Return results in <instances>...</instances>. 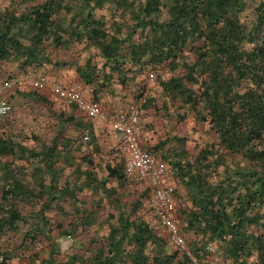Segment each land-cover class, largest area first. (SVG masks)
Segmentation results:
<instances>
[{
    "label": "trees",
    "instance_id": "16d2710c",
    "mask_svg": "<svg viewBox=\"0 0 264 264\" xmlns=\"http://www.w3.org/2000/svg\"><path fill=\"white\" fill-rule=\"evenodd\" d=\"M5 1L0 79L61 73L96 87L97 98L114 84L137 88V101L149 92L143 109L161 104L186 125L185 136L148 150L161 152L177 198L178 184L186 191L176 216L197 264H264V0ZM35 92L19 88L11 98L46 102ZM10 114L0 116V257L8 264H194L150 221L145 192L134 188L138 200L122 204L91 159L86 169L76 161L62 128L77 130L81 114L66 110L49 144L18 136ZM90 189L115 213L88 212ZM53 228L61 238L92 237L61 249Z\"/></svg>",
    "mask_w": 264,
    "mask_h": 264
},
{
    "label": "built area",
    "instance_id": "2783aa9c",
    "mask_svg": "<svg viewBox=\"0 0 264 264\" xmlns=\"http://www.w3.org/2000/svg\"><path fill=\"white\" fill-rule=\"evenodd\" d=\"M149 81H154V76L149 75ZM30 85L36 91L46 88L44 78L33 79L30 76L19 75L8 78L0 86V116L5 117L12 111V105L5 96L7 93L23 86ZM53 95L62 102L76 107L87 120H100L112 126L116 145L110 157L119 162L126 181L138 191L147 194V203L156 218V228L168 244L182 255L188 256L194 264V258L188 241L182 233L180 223L177 221V196L176 189L171 183V171L168 164L157 154L146 147L148 144L147 129L142 124L143 104L147 92L139 101L117 105L109 109L99 101L96 96V87L76 82H55L51 85ZM107 97L108 93H102ZM81 138L82 142L90 140V130L85 129ZM68 240L74 239L69 236ZM215 245L210 250L214 251ZM0 264H8L0 257Z\"/></svg>",
    "mask_w": 264,
    "mask_h": 264
},
{
    "label": "crops",
    "instance_id": "0c3cea01",
    "mask_svg": "<svg viewBox=\"0 0 264 264\" xmlns=\"http://www.w3.org/2000/svg\"><path fill=\"white\" fill-rule=\"evenodd\" d=\"M77 50H78V53L80 52V54L84 52V49L83 48L81 49V47H77ZM71 80H74V82L76 83H83L81 79H79L78 77H75L74 75H71L70 81ZM133 89H134L133 86L129 88L128 87L121 88L120 85L114 84L112 86L111 92L110 93L107 92L108 93L107 97H104L103 94L101 93L99 94L98 99L99 101L103 103L104 106H106L107 109H109L110 107H115L117 105H124L129 102H134V100H136L135 97L132 95ZM52 97L54 98L53 101H56L55 95H52ZM58 100L60 99L58 98ZM114 102H117V103H114ZM62 104H64L63 108L59 110V112H57L56 114H53L55 118L57 119V121L61 119V117L63 116L66 110H71V111L73 110L75 114L76 113L78 115L81 114V113H78L75 106L65 104L64 102H62ZM160 108H161V104L159 105V107L152 106L148 109L146 108L143 109V115H142L141 121H142V124L147 129L148 144L146 147L149 149L157 146L159 141L163 142L165 139H168V138H172L175 136H181V137L183 136V132L181 131V128H180V126L183 123H179L177 116H174L171 114V109L165 112L164 110ZM47 112L49 113L48 110ZM49 115H50V118H53V116L50 113ZM79 117L85 118L81 115H79ZM78 118L77 120H78L79 128L77 130L75 129V131L70 132V128H74L72 125H67L64 128H62V130L65 131V135L68 137L69 140H71L72 146L74 148L73 150H76L74 151V156H75L76 161L80 162L81 164H84L83 168L86 169V165H87L86 162H88L91 159L92 162L98 166L95 171L96 173H98L99 178H102V180L106 181L105 183L106 186H108L109 188H112L115 191L116 196H119L120 198H122V201H123L122 204L130 205L131 203L136 202L139 196L138 194H135L133 192V186L129 184L125 178L118 180L117 178L111 177L108 174L109 167L111 168V170L118 169L120 170V175L123 174L122 168L118 165L119 162H117L116 160L110 159L113 153L114 147L116 145L113 127L103 123L100 120L90 121L85 118L86 120L85 122H83L81 120L82 118H79V119ZM56 125L59 128L60 124H58V122ZM60 129L61 127L59 128V130ZM85 129L90 130V140L87 143H84L81 140L83 136L82 133ZM172 146L173 145H171V147ZM79 147H80V150L77 149ZM191 147L192 146H190V144L188 143L187 149L191 150ZM155 153L161 157V152H155ZM64 177H63V180H64ZM177 186H178L179 191L181 192L180 196L182 200L186 195V191L179 184ZM139 193H144V192L139 191ZM84 195H85V198L83 199L87 203L85 209L88 212L97 210V212H99V214L103 216L106 215L105 211L110 212V213H115L116 209L112 206V204H109L107 199L104 200V198L106 197L104 196V194L102 193L94 194V192L90 189V190L85 191ZM98 198L100 199L98 200ZM178 198H177V206H176L177 211L179 207L181 206L180 203H178V201H180L178 200ZM102 199L104 200V202H102ZM145 200H147V196ZM183 205H185V203ZM60 221L61 220H59V222ZM62 222L64 224L66 223V221H63V220ZM93 228L95 230L100 227L94 226ZM100 230H102V228H100ZM88 238H89V235H87V238L83 240V242L87 241Z\"/></svg>",
    "mask_w": 264,
    "mask_h": 264
},
{
    "label": "rangeland",
    "instance_id": "374dc122",
    "mask_svg": "<svg viewBox=\"0 0 264 264\" xmlns=\"http://www.w3.org/2000/svg\"><path fill=\"white\" fill-rule=\"evenodd\" d=\"M9 3L6 2L5 0H0V10H2L5 6H7ZM69 54L66 55H61L62 58L67 57ZM21 75L20 73H17L14 77ZM24 75V74H23ZM33 79H39V76H32ZM6 80L8 78H5ZM5 79H0V86L2 85V83L4 81H6ZM71 77H65L64 75L61 76V73L59 74V76L55 73L49 75L45 81H46V88L43 91H36L34 89H32V87L28 84L26 86H23L22 89H25L28 92H33L36 91L37 94L41 97V98H45L46 102L44 101H39V100H30L29 104H21L22 103V98L18 97L16 101H14L11 98V95L13 93V91L9 92L6 94V98L9 99V101L12 103H14L13 108H12V112L10 114V116L8 118H10L14 123L15 128H18V136H26V135H31V134H38L43 140L46 141L47 144L50 143L51 138L53 137V135H56V132L59 130V128L61 127L57 124V119L55 118V116L53 114H56L57 112H59V110H61L63 108L62 102L60 100H58V98L55 96L56 101H53L54 98L52 97L53 92L51 90V85L54 84L55 82H74V80H71ZM35 92V93H36ZM133 93L134 94H139L138 89H136L134 87L133 89ZM122 101V100H121ZM136 101V100H134ZM117 103V102H114ZM49 111V113L53 116V118H50L49 113L47 112V110ZM143 115V114H142ZM6 120V119H4ZM141 120H142V116H141ZM181 131L183 132V136H185L186 134V125L183 123L181 126ZM75 131L74 128H70V132ZM190 144V142H189ZM190 146H192L190 144ZM193 147H191L192 149ZM66 175V173H65ZM135 187H133L134 189ZM130 190V189H128ZM146 202V209L149 211V218L150 221L153 222V224L157 225L156 222V218L153 214V211L150 209L147 200H145ZM58 216V215H57ZM59 217V216H58ZM59 220H63L62 218L57 219L55 222V225L59 222ZM64 232L65 233L67 230H69L68 227V223H65V227H64ZM61 231V230H60ZM59 230L57 231L55 228H53V238H54V242L56 243V245H59V247L61 249H68L70 248L72 245V242L69 241L67 239V236L64 238H61V232ZM87 235H91L89 234L88 230L84 231L82 233L78 232V234L75 236V241L76 242H83V240H85L87 238ZM17 239V238H15ZM75 242V244H76ZM72 244V245H71ZM10 247L12 248V250L16 249L17 246L14 244V242H10ZM172 249H174L171 246ZM23 264V263H20Z\"/></svg>",
    "mask_w": 264,
    "mask_h": 264
}]
</instances>
